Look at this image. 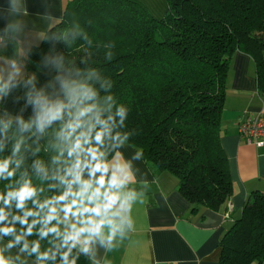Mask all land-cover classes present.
<instances>
[{
  "label": "trees",
  "instance_id": "obj_1",
  "mask_svg": "<svg viewBox=\"0 0 264 264\" xmlns=\"http://www.w3.org/2000/svg\"><path fill=\"white\" fill-rule=\"evenodd\" d=\"M162 16L141 0H69L41 47L87 60L131 111L128 145L153 174L170 173L191 212L217 210L233 193L221 142L226 79L236 51L256 64L264 95V0H165ZM35 58V57H34ZM16 89L0 108L15 113ZM218 264H264V191L255 190L220 240Z\"/></svg>",
  "mask_w": 264,
  "mask_h": 264
},
{
  "label": "clouds",
  "instance_id": "obj_2",
  "mask_svg": "<svg viewBox=\"0 0 264 264\" xmlns=\"http://www.w3.org/2000/svg\"><path fill=\"white\" fill-rule=\"evenodd\" d=\"M67 48L36 43L0 77V101L16 89L23 101L15 113L0 108V264H113L144 202L134 186L148 183L134 165L143 153L122 151L136 134L131 109Z\"/></svg>",
  "mask_w": 264,
  "mask_h": 264
},
{
  "label": "crops",
  "instance_id": "obj_3",
  "mask_svg": "<svg viewBox=\"0 0 264 264\" xmlns=\"http://www.w3.org/2000/svg\"><path fill=\"white\" fill-rule=\"evenodd\" d=\"M68 1L0 0L3 80L15 72L13 61L22 67L29 50L62 20ZM141 1L157 17L164 14L165 0ZM258 115L264 117V95L258 90L256 64L250 55L236 51L228 70L221 116V142L228 159L232 195L217 210L191 212L174 175H155L143 159L134 162L148 183L134 185L145 192L144 202L133 207L135 230L111 254L113 264H218L222 235L239 218L252 192L264 191V145L250 144L238 132L241 121ZM122 151L130 157L136 150L127 145Z\"/></svg>",
  "mask_w": 264,
  "mask_h": 264
},
{
  "label": "built area",
  "instance_id": "obj_4",
  "mask_svg": "<svg viewBox=\"0 0 264 264\" xmlns=\"http://www.w3.org/2000/svg\"><path fill=\"white\" fill-rule=\"evenodd\" d=\"M2 37H0V44ZM239 134L250 144L256 146L264 145V117L260 115L248 118L238 124Z\"/></svg>",
  "mask_w": 264,
  "mask_h": 264
}]
</instances>
